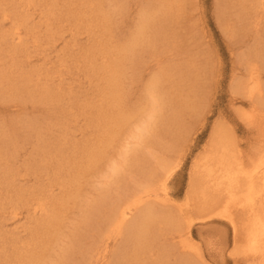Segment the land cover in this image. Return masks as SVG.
I'll list each match as a JSON object with an SVG mask.
<instances>
[{
    "label": "rangeland",
    "instance_id": "374dc122",
    "mask_svg": "<svg viewBox=\"0 0 264 264\" xmlns=\"http://www.w3.org/2000/svg\"><path fill=\"white\" fill-rule=\"evenodd\" d=\"M21 2L0 0V32L6 33L10 26V21L3 19V14H6L5 18L9 16L10 4ZM31 2L36 5L25 7L28 19L23 24L17 21L22 32V46L0 62L5 68L11 58L17 60L18 66L9 69L16 77L18 73L37 74L25 82L29 92L19 98L11 99L10 93L0 95V126L10 129L11 142L20 148L12 166L16 168L14 179L17 184L39 189L55 176L52 168L46 166L48 160L40 156L42 150H37V135L46 137L49 148L59 141L64 143L62 156H75L84 145L101 135L89 119L88 105L99 104L104 90L107 88L109 92L111 89L113 81L107 83L105 78L109 75L104 67L108 65L112 69L114 63H121L117 96L124 114L119 113V119L126 117V120L122 123L118 119L121 138L106 143L102 148L105 158L86 176L87 183L81 189L82 205L100 197L98 188L105 181L111 162L119 160L123 150H129L130 155L138 152L142 155L141 143L136 138L132 141L129 135L141 120L148 118L152 106L146 97L150 96L151 82L162 72L166 80L156 88V94L158 91L161 97L160 110L157 118H153L151 129L144 135V139L151 142L145 149L154 155H166L163 146L178 138L189 137L191 141L168 180L172 203L168 206L160 204L161 216L179 213L190 173L214 131L231 129L240 144L245 164L256 157L254 151L260 146L258 136L254 140L257 129H247L246 122L240 117L250 106L245 100H238L241 96L233 89L235 80L244 81L247 76L240 56L254 46H264V11H258L261 21L256 33L255 28L249 32L235 20L231 11L238 0H91L88 1L90 10L100 18L98 27L91 31L75 25L74 12L66 13V5L61 0L53 5L48 0H28ZM170 6L173 7V19L162 28L163 11H168ZM133 10L134 18L130 22ZM167 42L169 46H163ZM258 64L264 84V58L259 59ZM234 96L237 97L235 102L231 101ZM91 111L96 112L95 109ZM14 122L32 129L11 132L12 124L17 125ZM49 151L52 153L53 150ZM130 173L124 170L121 184L129 181L127 185L133 186L136 177ZM110 184L115 192L106 193L115 197L119 188ZM61 192L60 187H55L53 194L57 196ZM9 195H5L0 187V225L2 233L5 231L10 239L1 249L9 248L11 240L24 246L30 240L37 219L43 217L32 207H21L19 215L12 216L5 204ZM65 214L55 235L61 240V247H66L67 254L75 257L82 254L103 225L96 226L93 215L82 217L76 204L70 205ZM188 215L194 219L191 226L193 242L205 256L204 264L230 262L231 227L216 219L200 222L191 212ZM78 235L81 242L77 241ZM121 244L119 238L110 247L116 251ZM52 246L53 252L59 248L55 244ZM56 257L44 259V263H54ZM9 259L7 253L1 255L0 264H6L5 260ZM114 262L111 254L94 264Z\"/></svg>",
    "mask_w": 264,
    "mask_h": 264
},
{
    "label": "bare ground",
    "instance_id": "6f19581e",
    "mask_svg": "<svg viewBox=\"0 0 264 264\" xmlns=\"http://www.w3.org/2000/svg\"><path fill=\"white\" fill-rule=\"evenodd\" d=\"M18 1L22 2L10 4L8 18L3 14V19L9 20L10 26L6 33L0 32V62L20 47L22 32L17 21L23 24L29 15L25 7L36 5L33 2L28 3V0ZM57 1L48 0L52 5ZM61 1L66 5V13L74 12L73 19L78 28L93 31L98 27L100 18L90 10L91 0ZM172 8L170 6L168 11L164 9L162 28L172 21ZM258 11H264V0H238L231 12L235 20L241 22V27L244 26L249 32L255 28L258 33L257 27L261 21ZM163 46H169V43ZM263 58L264 46H254L240 56L247 76L244 81L235 80L233 89V92L241 96L238 100H245L250 106L240 117L246 122L244 126L247 129H257L254 140L258 136L260 146L254 151L256 157L245 164L240 144L231 129L214 131L209 145L193 166L183 206L176 215L161 216L160 204L168 206L172 203L168 180L175 173V168L191 140L184 137L171 144L163 143L164 152L167 154L159 156L145 149L151 142L144 139V135L151 129L153 118H157L160 110L161 97L158 91L156 94V88L165 82V73L158 74L151 82L150 96L146 97L152 106L148 118L141 120L129 135L132 141L136 138L141 143L144 149L141 151L142 155L139 152L130 155L129 150H123L119 160L111 162L107 177L104 176L105 181L98 188L100 197L88 205L81 204V189L87 183L86 176L94 167L98 168L100 160L105 158L102 148L106 143L110 144L108 141L115 142L121 138L118 135V119L119 113L123 115L124 112L117 96V77L121 63H114L112 69L105 65L104 69L109 75L105 79H108L107 83L113 81V85L109 92L107 88L104 92L101 90L103 97L99 104L88 105L89 119L92 120L94 129L100 132V136L84 145L75 156H62L61 147L64 148V143L59 141L53 148H49L44 135L36 136L37 150H42L40 156L48 160L46 166H50L55 175L39 189L16 183V168L12 166L20 148L11 142L10 129L0 126V187L5 195L10 194L5 201L8 212L12 216H18L21 207H32L43 216L37 219V224L30 233V240L24 242L22 247L11 240L9 248L1 249L10 239L9 234L5 231L2 233L0 225V256L7 253L10 257L5 260L6 264H47L44 259L55 256L54 263L49 264H94L111 254L115 258L114 264H204L206 258L193 242L191 226L194 219L188 215L190 212L198 216L200 222L216 219L231 227L233 248L229 252L231 260L228 263L264 264V84L258 64V60ZM12 66H18V61L12 58L11 63L5 64L7 69L0 64V95L10 93L11 99H17L23 93L29 92V86L25 82L37 74L25 72V75L18 73L16 77L13 71L9 72ZM236 99L234 96L231 101L235 102ZM94 109L96 112L91 111ZM125 120L126 117H122L119 122L124 123ZM19 122H14L17 125L12 124L11 132L21 128L23 131L32 129L19 126ZM125 169L136 177L132 187L127 185L129 181L121 184V175ZM110 182L119 188L115 197L106 193L115 192ZM55 187L62 189L57 196L53 194ZM107 203L110 205L105 207ZM72 204L79 206L82 217L93 215L94 224L103 225L94 234L97 239L92 236L87 248H83L82 254L75 257L67 254L66 247H61V240L55 235L60 221L66 217L65 213ZM77 237V241L81 242L80 236ZM119 238L122 244L115 251L110 246ZM53 244L59 247L55 252Z\"/></svg>",
    "mask_w": 264,
    "mask_h": 264
},
{
    "label": "snow or ice",
    "instance_id": "6c2138e0",
    "mask_svg": "<svg viewBox=\"0 0 264 264\" xmlns=\"http://www.w3.org/2000/svg\"><path fill=\"white\" fill-rule=\"evenodd\" d=\"M134 14H135V10H133V13H132V14L130 15V17H129L130 22H131V20L134 18ZM130 26H131V24H130ZM131 40H132V37L129 36V37H128V41L131 42ZM230 246H231V238H230Z\"/></svg>",
    "mask_w": 264,
    "mask_h": 264
}]
</instances>
